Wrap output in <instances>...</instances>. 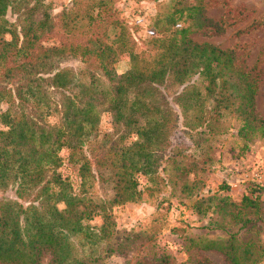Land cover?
I'll use <instances>...</instances> for the list:
<instances>
[{"label": "trees", "instance_id": "obj_1", "mask_svg": "<svg viewBox=\"0 0 264 264\" xmlns=\"http://www.w3.org/2000/svg\"><path fill=\"white\" fill-rule=\"evenodd\" d=\"M117 1L69 0L51 14L42 0H0V194L11 190L10 199L0 197V264L99 262L100 256L78 253L73 240H109L111 204L137 202L143 191H158L168 180L181 192L188 189L186 177L196 165L183 163L181 153L170 155L178 121L197 150L206 136L216 135L218 118L229 107L241 118L238 137L264 136V118L254 108V67L238 69L231 50L190 38L221 34L231 23L206 18L201 0H151L159 9L138 48ZM263 26L264 15L244 30ZM121 56L128 69L118 75L114 64ZM63 58L78 61V72L60 67ZM103 111L112 131L99 140ZM60 151L75 169V188L60 172ZM167 162L176 180L159 175ZM105 163L113 170L112 196L95 202L85 197V187ZM141 177L149 183L142 191ZM259 190L253 185L237 203L220 199L215 208L221 220L204 228L226 237L191 240L190 247L219 253L226 264H257V240L235 234L252 223L248 213L262 216ZM94 217L99 226L88 224ZM228 226L237 229L228 232ZM191 261L210 264L203 256ZM138 264L170 263L162 256Z\"/></svg>", "mask_w": 264, "mask_h": 264}, {"label": "rangeland", "instance_id": "obj_2", "mask_svg": "<svg viewBox=\"0 0 264 264\" xmlns=\"http://www.w3.org/2000/svg\"><path fill=\"white\" fill-rule=\"evenodd\" d=\"M51 14L57 13L69 0H42ZM194 0H186L187 5ZM204 15L211 21L224 20L232 25L221 34H196L191 36L195 43H207L220 50H231L234 66L246 71L254 67L252 75L257 74L258 83L254 96V108L264 118V26L250 31L244 29L254 20L264 15V0H201ZM117 10L132 28L133 36L139 41L148 35L147 24L159 9L151 0H118ZM8 19H12L8 17ZM5 38H7L5 36ZM75 59L63 58L60 67L74 72L80 69ZM128 69L125 56L114 64L116 74ZM194 84L198 80L192 78ZM201 90V86H198ZM3 110L5 106L0 105ZM229 107L220 114L216 135L206 136L200 150L193 148L178 121L172 130L170 155L181 153L183 163L193 162L196 169L186 177L188 189L181 192L178 185L168 180L167 185L153 190L150 194L143 191L137 202H124L110 205L114 220L113 236L95 245L85 244L79 238L73 240L78 253L102 257L96 264H138L145 259L167 257L170 264H192L194 256L205 257L210 264H226L223 256L216 252L196 250L190 247V241L223 239L226 234L213 228L210 222L221 220L222 212L217 213L215 205L223 197L237 203L242 195L249 194L253 185L262 187L257 193L262 205V216L247 214L252 220L235 235L241 240H257L259 247L258 263L264 264V136L254 134L248 139L236 135L241 125V118ZM97 139L111 133L109 115L101 112L96 127ZM132 139V138H131ZM95 152V150H94ZM64 159V151L59 152ZM159 175L166 181V176L177 179L171 164L163 163ZM160 170V169H159ZM112 168L107 163L97 169V177L85 187V197L95 202L108 201L112 196V184L109 172ZM62 175L71 181L73 188L78 183L75 169L65 159L60 169ZM175 174V175H174ZM174 176V177H173ZM138 188L142 191L149 183L144 178L138 179ZM256 193V194H257ZM0 197L11 198V190H6ZM199 206L197 210L196 206ZM209 209L202 212L206 207ZM227 222L228 218L224 219ZM90 226H99L100 218L94 217ZM238 226V225H237ZM235 227H226L228 232H235ZM40 264H46L42 260Z\"/></svg>", "mask_w": 264, "mask_h": 264}]
</instances>
